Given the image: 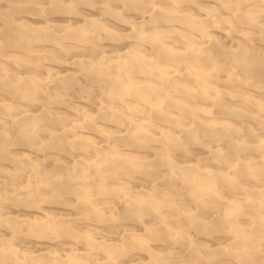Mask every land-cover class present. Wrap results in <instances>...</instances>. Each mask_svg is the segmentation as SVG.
<instances>
[{
	"label": "clouds",
	"instance_id": "obj_1",
	"mask_svg": "<svg viewBox=\"0 0 264 264\" xmlns=\"http://www.w3.org/2000/svg\"><path fill=\"white\" fill-rule=\"evenodd\" d=\"M0 264H264V0H0Z\"/></svg>",
	"mask_w": 264,
	"mask_h": 264
}]
</instances>
